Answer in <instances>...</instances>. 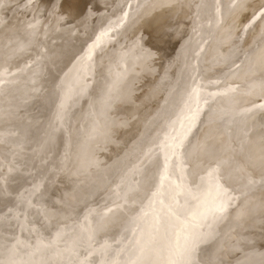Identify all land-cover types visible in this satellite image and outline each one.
<instances>
[{
  "label": "rangeland",
  "instance_id": "rangeland-1",
  "mask_svg": "<svg viewBox=\"0 0 264 264\" xmlns=\"http://www.w3.org/2000/svg\"><path fill=\"white\" fill-rule=\"evenodd\" d=\"M100 1L0 0V264L151 261L178 227L165 207L161 231L153 228L149 205L165 166L158 153L193 115L183 149L165 154L178 162L161 198L188 221L218 181L227 210L202 221L188 264H264V0H210L212 29L191 63L199 94L187 109L177 76L203 4ZM94 6L104 13L93 16ZM99 139L110 151L92 155ZM172 181L185 191L176 194Z\"/></svg>",
  "mask_w": 264,
  "mask_h": 264
},
{
  "label": "snow or ice",
  "instance_id": "snow-or-ice-1",
  "mask_svg": "<svg viewBox=\"0 0 264 264\" xmlns=\"http://www.w3.org/2000/svg\"><path fill=\"white\" fill-rule=\"evenodd\" d=\"M195 118L196 116L193 115L190 118L188 127L182 130L179 139L174 140L172 144L168 145V147L171 149L172 155H175L178 150L183 149L184 141L185 139H187V135L191 131V127L195 121ZM167 161L168 157L165 156V167L160 177V187L156 192L152 194L153 199L150 202L149 207L154 217L155 223L153 225V228L155 231H161L158 223L159 212L163 211L165 207H167V215L173 217L177 221L178 227L174 230V237L172 241L165 242L163 249L153 250V259L151 261L144 262L138 260L134 262V264H188L187 257L191 251V248L195 246V234L197 233V230L202 226V221L205 220L207 215L210 213H223L227 210L226 202L222 200L217 202V198L224 191L222 185H220L217 181L214 185H211V189L214 191L215 195L212 196L211 200H208L207 197H205V199L201 201L200 209L191 213L188 221L182 220L178 216H175V213L172 211L171 204L165 206L164 200L161 198L163 196V192L161 190L164 187V183L165 181L170 179L168 174ZM171 183L175 184L176 194L185 191V185L176 184L174 181H172ZM169 199L173 204L178 203L176 201V195L174 194H170ZM157 204L160 205L159 209L156 208ZM143 215L147 216L149 215V213L144 212ZM144 254L145 250L141 248L140 257H143Z\"/></svg>",
  "mask_w": 264,
  "mask_h": 264
},
{
  "label": "bare ground",
  "instance_id": "bare-ground-1",
  "mask_svg": "<svg viewBox=\"0 0 264 264\" xmlns=\"http://www.w3.org/2000/svg\"><path fill=\"white\" fill-rule=\"evenodd\" d=\"M20 1V0H19ZM98 1H100V0H98ZM103 1V0H102ZM102 1H100V3L102 2ZM153 1V0H152ZM151 1V2H152ZM159 1V0H158ZM161 1H163V0H160V3H161ZM186 1V0H185ZM185 1H184V4H185ZM190 1H192V0H190ZM156 2V1H155ZM175 2V1H174ZM173 2V3H174ZM176 2H179V1H176ZM175 2V3H176ZM211 2L212 1H210V0H199V3H198V5L200 4V3H202L203 5L201 6V8L198 10V18L200 19V18H204L203 19V21L201 22H199L198 21V23L196 24V26H194L195 28V33H196V37H195V40H193V42L194 43H192L191 44V46L189 47V49L191 50L190 51V54L188 55L189 56V58H188V60H185V61H188V63H187V65H186V63L184 64V65H186L187 66V68H186V72L183 74H180V75H178L177 77H179V79H180V81L181 82H179V83H181L180 84V89H181V87L183 88V87H185V89H184V91L181 93V95H179V97H181V98H183L182 100H184V99H186V102L188 103V105L184 108V109H187L188 108V106H189V104H191V102L192 101H194V100H196L197 98H198V92H199V90L197 89V83H196V79H197V72L198 71H196V69L194 68L193 69V67L191 66V63L192 62H194V61H192V58H194V57H196V52L194 51V49L195 48H197V53L199 52V48H200V46L204 43V42H206L205 40L208 38V34L211 32V29H212V22H213V19H212V15H211V11L209 12V11H207L206 9H208L209 8V6H210V4H211ZM52 3V2H51ZM103 3V2H102ZM153 3V2H152ZM152 3H151V5H152ZM165 4V0H164V2H162V4ZM166 3H168V1L166 2ZM170 3H172V1L170 2ZM170 3H168V4H170ZM180 3V2H179ZM187 3V2H186ZM114 4V3H113ZM154 4V3H153ZM163 4V6H165V7H162L161 5V7H162V9L161 10H163V8H166V6L167 5H164ZM190 4H191V2H190ZM99 5H101V4H99ZM148 5V4H147ZM150 5V6H151ZM177 5V4H176ZM175 5V6H176ZM188 5V4H187ZM154 6V5H153ZM159 6V5H158ZM170 6V5H169ZM173 6H174V4H173ZM180 6H181V4H180ZM184 6V5H183ZM204 6H205V9H203L204 8ZM3 7V6H2ZM60 7H61V5H60ZM171 7V6H170ZM169 7V8H170ZM178 7H179V5H178ZM90 8H92L91 10H92V12H93V16H95V17H98V16H100V14H102V13H104V11H105V9H99V8H95V6L94 7H90ZM145 8H147V7H144V9ZM150 8V7H149ZM152 8V7H151ZM158 8V7H157ZM156 8V9H157ZM168 8V9H169ZM190 8H191V6H190ZM172 11H173V9L172 8H170ZM169 9V11L171 12V10ZM176 9H177V7H176ZM175 8H174V10H176ZM244 9V8H243ZM160 10V7H159V11H161ZM166 10V9H165ZM164 10V11H165ZM180 10H182L181 8H180ZM205 10H206V12H205ZM222 10H223V8H222ZM148 11H150L149 9H148ZM147 11V12H148ZM157 11H158V9H157ZM158 11V12H159ZM176 11H178V9L176 10ZM175 11V12H176ZM245 11V10H244ZM247 11V10H246ZM85 12V11H84ZM150 12H152V11H150ZM204 12V13H203ZM41 13V12H40ZM164 13V12H163ZM162 13V11H161V14H163ZM168 13V12H167ZM172 13H174V12H172ZM85 14V13H84ZM83 14V15H84ZM140 14V13H139ZM145 14V13H144ZM165 14V13H164ZM176 14V13H175ZM177 14L179 15V13L177 12ZM185 14H186V12H185ZM184 14V15H185ZM239 14H241V13H239ZM35 15H38V13L37 14H35ZM87 15H88V13H87ZM92 14H90V16H91ZM143 15V14H142ZM153 15V14H152ZM160 14L158 13V16H159ZM174 15V14H173ZM241 15H243V14H241ZM39 16V15H38ZM38 16H37V18H38ZM93 16H91V17H93ZM146 16V15H145ZM155 16H157V15H155ZM161 16V15H160ZM167 16V14L166 15H164V17H166ZM169 16V15H168ZM177 16V15H176ZM183 16V15H182ZM186 16V15H185ZM196 16V15H195ZM224 16V15H223ZM41 17V16H40ZM87 17V16H86ZM140 17H142V16H140ZM148 17V16H147ZM147 17H145V18H147ZM154 17V16H153ZM152 17V18H153ZM237 17V16H236ZM239 17V16H238ZM237 17V18H238ZM94 18V17H93ZM138 18V17H137ZM143 18V17H142ZM141 18V20L143 21V19ZM144 18V19H145ZM148 18H151V17H148ZM147 18V19H148ZM155 18L156 17H154V20H155ZM160 18H162V16L160 17ZM168 19H169V17H167ZM167 18H165V20L167 19ZM170 18H173V17H170ZM177 18V17H176ZM178 18H179V16H178ZM182 18H184V16L182 17ZM182 18H181V21H182ZM192 18V17H191ZM163 19V18H162ZM161 19V20H162ZM167 19V20H168ZM188 19V18H187ZM229 19V18H228ZM234 19V18H233ZM233 19H231V20H233ZM239 19V18H238ZM237 19V20H238ZM36 20H38V19H36ZM151 20V19H150ZM160 20V19H159ZM160 20V21H161ZM164 20V21H165ZM170 20V19H169ZM185 20V19H184ZM237 20H236V22H237ZM164 21H163V24H164ZM234 21V20H233ZM139 22V21H138ZM145 22H146V19H145ZM162 22V21H161ZM165 22H168V21H165ZM171 22V21H170ZM170 22H168V23H170ZM184 22V21H183ZM235 22V23H236ZM142 23V22H141ZM143 23H144V21H143ZM230 23V22H229ZM35 24V23H34ZM133 24V23H132ZM146 24H147V22H146ZM161 24V26L163 25L162 23H160ZM160 24H159V26H160ZM165 24H167V23H165ZM163 25L162 27L164 28V26L166 27V26H168V25ZM172 24V23H171ZM175 24V23H174ZM179 24H181V23H179ZM231 24V23H230ZM135 25V24H134ZM142 25V24H141ZM145 25V24H144ZM233 25V24H232ZM147 26V25H146ZM156 26V25H155ZM173 26V25H172ZM176 26V25H175ZM133 27V26H132ZM136 27H140V26H136ZM157 27H158V24H157V26L155 27L156 29H157ZM161 27V28H162ZM230 27H231V25H230ZM230 27H228V25H227V29L228 28H230ZM236 26H234V28H235ZM128 28V27H127ZM131 28V27H130ZM130 28H129V30H130ZM133 28H135V27H133ZM143 28H144V26H143ZM148 28H149V26H148ZM163 28H162V30H163ZM173 28H176V27H174L173 26ZM178 29H179V27H177ZM181 28V27H180ZM138 29V31L137 32H139V28H137ZM140 29H142V28H140ZM156 29H154V30H156ZM166 29V28H165ZM170 29V28H169ZM236 29V28H235ZM62 30H65L64 28L62 29ZM133 31H135L134 29H132ZM148 30V29H147ZM150 30H152V29H150ZM158 30H161L160 28L158 29ZM158 30H156L157 32H158ZM181 31H182V29H180ZM229 30V29H228ZM173 31V30H172ZM177 31V30H176ZM128 32V31H127ZM130 32V31H129ZM128 32V33H129ZM136 32V33H137ZM148 32V31H147ZM149 32H151V31H149ZM164 32H166L165 30H164ZM169 32V31H168ZM213 32V31H212ZM131 33V32H130ZM129 33V34H130ZM229 33V32H228ZM234 32H232V34H233ZM127 34V33H126ZM128 34V35H129ZM164 34V33H163ZM166 34V33H165ZM170 34V33H169ZM230 34V33H229ZM152 35H155V34H151V36ZM157 35H158V33H157ZM174 35V34H173ZM175 35H177L176 33H175ZM198 35V36H197ZM211 35V34H210ZM130 36V35H129ZM133 36V35H132ZM135 36H136V34H135ZM134 36V37H135ZM150 36V37H151ZM169 36V35H168ZM179 36H181V33H179ZM128 37V36H127ZM141 37V36H140ZM152 38H153V36H152ZM156 38V36H154V39ZM159 38V37H158ZM178 38V37H177ZM153 39V40H154ZM180 39V38H179ZM131 40V39H130ZM159 40V39H158ZM176 40V39H175ZM202 40H204V42H202ZM162 42V41H161ZM133 44V43H132ZM131 44V45H132ZM173 44H174V42H173ZM206 44V43H205ZM204 44V45H205ZM124 45V44H123ZM127 45V44H126ZM137 45V44H136ZM139 45V44H138ZM162 45V44H161ZM160 45V46H161ZM190 45V44H189ZM119 46H121V44L119 45ZM141 46V45H140ZM168 46V45H167ZM227 46V45H226ZM97 47V46H96ZM127 47V46H126ZM143 47V46H142ZM165 47V46H164ZM205 47V46H204ZM143 48H145V47H143ZM221 48H222V46H221ZM170 49V48H169ZM208 49V48H207ZM109 50H111V48L109 49ZM204 50V49H203ZM262 50H263V48H262ZM204 51H207V50H204ZM115 52V51H114ZM34 53V52H33ZM112 53V52H111ZM201 53V52H200ZM199 53V54H200ZM124 55V54H123ZM57 56V55H56ZM201 55H199V57H200ZM33 58V57H32ZM203 58V57H202ZM199 59V58H198ZM166 60V59H165ZM181 60V59H180ZM164 61V60H163ZM162 61V62H163ZM168 61V60H167ZM123 62H121V64H122ZM180 63V62H179ZM123 64H125V63H123ZM128 64V63H127ZM165 64V63H164ZM199 64V63H198ZM161 65V64H160ZM163 65V64H162ZM177 65H178V63H177ZM180 65H181V68H182V64L180 63ZM197 65V64H196ZM200 65V64H199ZM198 65V66H199ZM121 66V65H120ZM166 66V65H165ZM164 67V66H163ZM176 67V66H175ZM174 67V68H175ZM178 67V66H177ZM197 67V66H196ZM162 68V67H161ZM180 68V67H179ZM198 68V67H197ZM124 69V68H123ZM177 69V68H176ZM256 69V68H255ZM21 70H22V68H21ZM162 70V69H161ZM164 70V69H163ZM200 70V69H199ZM24 71V70H23ZM123 71V70H122ZM180 71V70H179ZM184 71H185V68H184ZM174 72V71H173ZM175 72H177V70L175 71ZM172 73V72H171ZM178 73V72H177ZM173 75V74H172ZM157 77V76H156ZM172 77V76H171ZM170 77V78H171ZM181 77H182V80H181ZM162 78H163V76H162ZM190 79H194L193 80V83L191 84V85H189V80ZM66 80V79H65ZM64 80V81H65ZM63 81V82H64ZM166 81V80H165ZM171 81H173V80H171ZM202 81V80H201ZM256 81V80H255ZM61 82V81H60ZM62 82V83H63ZM159 82H161V78H160V81ZM163 82V81H162ZM183 82V83H182ZM246 82H248V81H246ZM62 83H61V85H62ZM155 83H156V81H155ZM154 83V84H155ZM165 83V82H164ZM167 83V82H166ZM158 84H160V83H158ZM162 84V83H161ZM164 85V84H163ZM174 86H175V84H173ZM64 86H66V85H64ZM158 86V85H157ZM173 86V88H175ZM256 86H258V85H256ZM170 87H172V86H170ZM150 88V87H149ZM165 88V87H164ZM170 89V88H169ZM159 90V89H158ZM164 90V89H163ZM182 90V89H181ZM148 91V93L147 94H149V90H147ZM151 91V90H150ZM157 91V90H156ZM171 91V90H170ZM180 91V90H179ZM152 92H155V91H152ZM158 93L160 92V91H157ZM157 92H155V93H157ZM166 92V91H165ZM203 93V92H202ZM166 94V93H165ZM164 94V95H165ZM205 94V93H204ZM203 94V95H204ZM158 95V94H157ZM203 95H202V97H203ZM38 97H39V95H37ZM161 96H163V95H161ZM160 96V97H161ZM174 96V95H173ZM153 97V96H152ZM162 98V97H161ZM166 98H168V100H169V96L168 97H166ZM35 99V98H34ZM172 99V98H171ZM171 99H170V101H171ZM116 100V99H115ZM166 100V99H165ZM168 100H166L167 102H168ZM164 101V100H163ZM166 101H165V103H166ZM173 102V101H172ZM203 102V101H202ZM206 102V101H205ZM50 103V102H49ZM160 103V102H159ZM169 104V103H168ZM193 105V104H192ZM161 106V105H160ZM162 106H164V105H162ZM167 109H168V107L167 106H165ZM171 107H172V104H171ZM179 107V106H178ZM182 107V106H181ZM159 108V107H158ZM162 108V107H161ZM173 108V107H172ZM165 109V108H164ZM179 109V108H178ZM161 110H163V108L161 109ZM169 110V109H168ZM168 110H165V111H168ZM146 113H148L147 112V110H145V112H144V114H146ZM157 113H159V111L157 112ZM171 114V113H170ZM80 115V114H79ZM153 116H155V115H153ZM169 116V115H168ZM55 117V116H54ZM151 119V118H150ZM148 121H150V120H148L147 119V122ZM162 121V119L160 120V122ZM181 121H182V119H181V117L179 116L178 117V119H176L174 122H175V125L174 126H172V130H173V133H175V130L177 131V126H180L181 124ZM159 122V121H158ZM158 122H157V124H158ZM163 122V121H162ZM180 122V123H179ZM159 124H161V123H159ZM163 124V123H162ZM64 125V124H63ZM157 126V125H156ZM160 126V125H159ZM159 126H157L156 127V129H154V131H153V133H155L160 127ZM164 126V125H163ZM35 127V126H34ZM136 125H134L133 127H132V130H130L129 132H128V134H127V139H126V145H129V140H130V137H133V133H134V131H136ZM155 128V127H154ZM218 132V131H217ZM222 133V132H221ZM235 133V132H234ZM232 134V133H231ZM234 135V134H233ZM98 136V135H97ZM211 136V135H210ZM96 137V136H95ZM135 137V136H134ZM208 138V137H207ZM206 138V139H207ZM205 139V138H204ZM209 139V138H208ZM214 139V138H213ZM134 140V139H133ZM212 140V139H211ZM210 140V141H211ZM216 140V139H215ZM206 140H204V142H205ZM104 141L103 140H101V139H99L98 140V143L96 144V146L95 147H93L92 149H91V154L92 155H94V154H96V148L97 147H103L104 148V150H105V152H107V151H110V148H111V146L109 145V146H106L105 145V143H103ZM203 142V141H202ZM207 142H208V140H207ZM225 142V141H224ZM94 144V143H93ZM92 144V145H93ZM202 144V143H201ZM213 144H214V142H213ZM212 144V145H213ZM91 145V146H92ZM125 145V146H126ZM203 145V144H202ZM211 145V146H212ZM13 146V145H12ZM72 146V145H71ZM205 146V145H204ZM211 146H209V147H211ZM223 146V145H222ZM221 146V147H222ZM226 146V145H225ZM128 147V146H127ZM220 147V146H219ZM4 148V147H3ZM212 148H213V146H212ZM211 148V149H212ZM216 148V147H215ZM205 149H207L208 150V147H207V143H206V147H205ZM142 150V149H141ZM170 149L167 147V146H163L161 149H160V152L158 153V158H159V160H158V162L159 161H164L165 162V154L166 153H168V151H169ZM222 150V149H221ZM202 151H204V149L202 150ZM210 151V150H209ZM196 152V151H195ZM207 152V151H206ZM222 152V151H221ZM211 154H212V152H210ZM196 154V153H195ZM199 154V153H198ZM202 154V153H201ZM204 154V153H203ZM202 154V155H203ZM206 154V153H205ZM207 154H208V152H207ZM206 154V155H207ZM223 154V153H222ZM239 155V154H238ZM201 155H199L198 157H200ZM209 156V155H208ZM206 157V156H205ZM210 157H212L211 155H210ZM221 157V156H220ZM201 158V157H200ZM208 158V157H207ZM0 159H2V158H0ZM4 159V158H3ZM88 159V158H87ZM196 159H198V160H200L199 158H196ZM157 160V159H156ZM235 160H236V157H235ZM204 161V160H203ZM177 160L174 162V163H169L168 164V168H170L171 166H173L174 164H177ZM194 162H196V161H194ZM205 162V161H204ZM236 162V161H235ZM87 164V163H86ZM197 164H198V162H197ZM202 165H203V163H202ZM205 165V164H204ZM235 165V164H234ZM163 166V165H162ZM196 166V165H195ZM198 166V165H197ZM200 166H201V164H200ZM165 167V166H164ZM1 168V167H0ZM87 171V170H86ZM158 171V170H157ZM164 171V168H163V170H162V172ZM245 181H246V179H245ZM257 181V180H256ZM258 183V182H257ZM233 189V188H232ZM263 191V190H262ZM236 193V192H235ZM224 194V193H223ZM238 194V193H237ZM232 196V195H231ZM226 202V201H225ZM229 202H230V200H229ZM229 206H230V204H229ZM231 207V206H230ZM243 222V221H242ZM228 226V225H227ZM218 227V226H217ZM204 238V237H203ZM67 239V238H66ZM9 240V239H8ZM63 240H65V238L63 239ZM211 240V239H210ZM12 241V240H11ZM66 242V241H65ZM8 243V242H7ZM6 245H8V244H6ZM6 247V246H5ZM4 247V248H5ZM2 249V248H1ZM6 249V248H5ZM12 249V248H11ZM209 250V249H208ZM10 252V251H9ZM207 253V252H206ZM206 256V255H205ZM3 260V259H2ZM218 261H220V260H218ZM237 262V261H236Z\"/></svg>",
  "mask_w": 264,
  "mask_h": 264
}]
</instances>
